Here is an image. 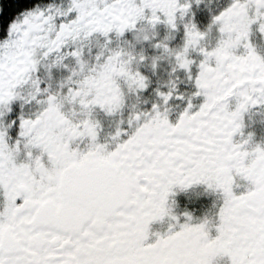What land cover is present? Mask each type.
<instances>
[{
  "label": "snow or ice",
  "instance_id": "obj_1",
  "mask_svg": "<svg viewBox=\"0 0 264 264\" xmlns=\"http://www.w3.org/2000/svg\"><path fill=\"white\" fill-rule=\"evenodd\" d=\"M0 264H264V0H0Z\"/></svg>",
  "mask_w": 264,
  "mask_h": 264
}]
</instances>
